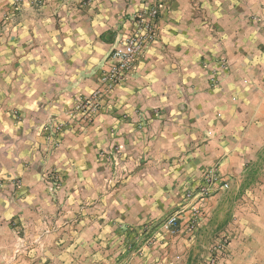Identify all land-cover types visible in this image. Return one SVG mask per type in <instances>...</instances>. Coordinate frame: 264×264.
I'll return each instance as SVG.
<instances>
[{
    "label": "crops",
    "instance_id": "crops-1",
    "mask_svg": "<svg viewBox=\"0 0 264 264\" xmlns=\"http://www.w3.org/2000/svg\"><path fill=\"white\" fill-rule=\"evenodd\" d=\"M154 4L156 43L94 123L69 125L49 151L42 129L69 122L133 15ZM110 145L134 171L180 176L184 189L216 170L221 183L199 203L196 230L169 241L173 264H209L221 242L217 264H264V0H0V177L21 179L19 220L37 223L34 208L56 206L42 172L65 177L62 191L80 190L70 176L90 163L101 170L96 153ZM9 198L0 190V238L14 215Z\"/></svg>",
    "mask_w": 264,
    "mask_h": 264
},
{
    "label": "rangeland",
    "instance_id": "rangeland-1",
    "mask_svg": "<svg viewBox=\"0 0 264 264\" xmlns=\"http://www.w3.org/2000/svg\"><path fill=\"white\" fill-rule=\"evenodd\" d=\"M48 129L42 130L47 132L49 151H52L59 141L56 145L49 143ZM96 158L102 163L101 170L98 163L97 167L90 163L85 175L70 176V186L80 184V190L62 191L68 180L57 171L41 173L40 181L56 206L34 208L37 223L25 218L20 221L16 213L21 179L0 177V190L7 189L10 195L7 207L14 214L6 221L8 233L0 238V264H173L176 261L169 241L178 235L167 232L163 224L176 215L182 225L193 208L202 210L199 203L213 193L202 192L206 185L204 175L199 187L184 189L180 176L149 175L146 169L140 173L139 169L134 171L117 145L99 150ZM159 183H165L161 190L149 188ZM59 198L64 202L58 204ZM5 205L0 203V209ZM23 216L30 220L31 215Z\"/></svg>",
    "mask_w": 264,
    "mask_h": 264
},
{
    "label": "built area",
    "instance_id": "built-area-1",
    "mask_svg": "<svg viewBox=\"0 0 264 264\" xmlns=\"http://www.w3.org/2000/svg\"><path fill=\"white\" fill-rule=\"evenodd\" d=\"M19 2L20 0H13L14 4H19ZM158 18L159 7L157 4L145 5L133 15L128 32L115 40L106 59V67L97 78L95 90L89 96L77 100L74 107L67 113L69 120L67 124H51L49 126L48 139L50 143L56 145L59 140L58 136L73 123L77 122L78 128H85L94 123L102 110V102L126 83L137 62L144 58L147 50L156 43ZM220 68L223 71L226 70L225 61H221ZM204 179L206 185L202 187L203 193L208 192L216 181L221 183L213 168H209L205 172ZM220 187L226 189L227 185L222 183ZM200 215V208H193L186 226L182 227L179 218L174 215L164 222L163 228L170 234H191L196 230ZM224 247L225 242H221L212 250L209 264H217V257L224 251Z\"/></svg>",
    "mask_w": 264,
    "mask_h": 264
}]
</instances>
